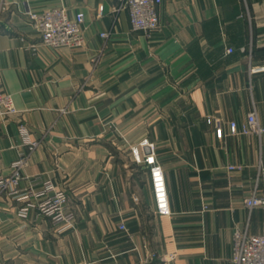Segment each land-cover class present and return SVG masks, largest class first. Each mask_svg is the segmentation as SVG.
Returning <instances> with one entry per match:
<instances>
[{"label": "crops", "instance_id": "0c3cea01", "mask_svg": "<svg viewBox=\"0 0 264 264\" xmlns=\"http://www.w3.org/2000/svg\"><path fill=\"white\" fill-rule=\"evenodd\" d=\"M117 4L0 0V73L14 107L0 114V174L23 160L18 185L0 190V264H234L235 228L264 231V208L244 202L264 193V133L229 128L254 109L264 126V71H249L264 62V0H163L150 33ZM60 5L84 12V44L44 45L23 14ZM145 136L157 145L169 216L156 212L125 143ZM46 179L75 213L60 233L37 208L21 217L26 200L10 194Z\"/></svg>", "mask_w": 264, "mask_h": 264}, {"label": "built area", "instance_id": "2783aa9c", "mask_svg": "<svg viewBox=\"0 0 264 264\" xmlns=\"http://www.w3.org/2000/svg\"><path fill=\"white\" fill-rule=\"evenodd\" d=\"M162 1L119 0V4L114 6V10H127L132 29L150 33L160 28L159 5ZM102 11L103 5H100L98 14L101 15ZM23 14L27 21L40 32L41 43L44 45L56 48L65 45L80 46L85 43L83 38L85 14L83 11H77L74 15H70L67 8L60 5L50 6L40 11L27 8ZM101 35L107 37L109 33L102 32ZM28 48L36 51L38 44H30ZM233 51L232 46L227 48V52L231 53ZM249 71L250 73L264 71V62L258 65L250 63ZM13 110L12 96L3 90L0 73V114L10 113ZM229 128L232 135L256 134L260 136L264 133V126L259 122L255 109L248 113L246 121L241 126L237 121L231 120ZM20 131L24 140L30 144L31 149L39 144V141H33L29 138V131L24 125H20ZM129 146L133 161L149 172L156 212L161 215H171L165 172L157 158L156 143L145 136L137 143H130ZM22 164V159L13 164L15 171L12 176L0 174V190L8 186L16 187L18 185L21 179L18 167ZM239 167V165H228L230 170ZM263 169L262 161H260L259 174ZM17 193L21 194L20 198L26 200V203L19 209L21 217L26 218L32 208H37L39 212L50 218L56 232L60 233L73 227L75 213L69 204V195L65 189L57 187L51 179L44 180L41 186L35 189L24 187L10 191V194ZM135 198L138 199L137 196ZM244 202L249 211L256 207L264 208V193L258 194L257 191H253L245 197ZM119 227L126 230V225L123 222L120 223ZM231 259L234 264H264V231L252 233L249 230L248 223L244 227H236L233 232Z\"/></svg>", "mask_w": 264, "mask_h": 264}, {"label": "rangeland", "instance_id": "374dc122", "mask_svg": "<svg viewBox=\"0 0 264 264\" xmlns=\"http://www.w3.org/2000/svg\"><path fill=\"white\" fill-rule=\"evenodd\" d=\"M127 145H128V150L130 152V142H125ZM137 170H138V173L140 174V179H141V183L143 184L144 182L145 183H148V180H149V183H150V178L149 176L146 175V173H144L147 169H144L141 165H138L137 164ZM148 171V170H147ZM148 173V172H147ZM149 178V179H148ZM151 185V184H150ZM147 188H149V185H147ZM152 189V188H151Z\"/></svg>", "mask_w": 264, "mask_h": 264}]
</instances>
